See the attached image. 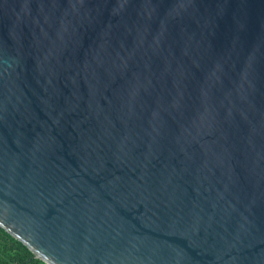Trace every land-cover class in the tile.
<instances>
[{
	"label": "water",
	"instance_id": "95a60500",
	"mask_svg": "<svg viewBox=\"0 0 264 264\" xmlns=\"http://www.w3.org/2000/svg\"><path fill=\"white\" fill-rule=\"evenodd\" d=\"M0 226L47 264H264V0H0Z\"/></svg>",
	"mask_w": 264,
	"mask_h": 264
},
{
	"label": "trees",
	"instance_id": "16d2710c",
	"mask_svg": "<svg viewBox=\"0 0 264 264\" xmlns=\"http://www.w3.org/2000/svg\"><path fill=\"white\" fill-rule=\"evenodd\" d=\"M0 264H47L0 226Z\"/></svg>",
	"mask_w": 264,
	"mask_h": 264
}]
</instances>
